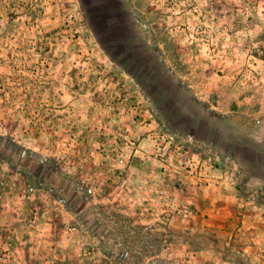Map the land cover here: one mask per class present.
Segmentation results:
<instances>
[{
    "label": "rangeland",
    "instance_id": "374dc122",
    "mask_svg": "<svg viewBox=\"0 0 264 264\" xmlns=\"http://www.w3.org/2000/svg\"><path fill=\"white\" fill-rule=\"evenodd\" d=\"M217 161L264 182V0H0V264H194Z\"/></svg>",
    "mask_w": 264,
    "mask_h": 264
},
{
    "label": "crops",
    "instance_id": "0c3cea01",
    "mask_svg": "<svg viewBox=\"0 0 264 264\" xmlns=\"http://www.w3.org/2000/svg\"><path fill=\"white\" fill-rule=\"evenodd\" d=\"M217 162L208 185L180 174L175 190L186 200L176 209L189 216L174 219L173 230L189 232L184 250L194 264H264V182Z\"/></svg>",
    "mask_w": 264,
    "mask_h": 264
},
{
    "label": "built area",
    "instance_id": "2783aa9c",
    "mask_svg": "<svg viewBox=\"0 0 264 264\" xmlns=\"http://www.w3.org/2000/svg\"><path fill=\"white\" fill-rule=\"evenodd\" d=\"M189 166H190L191 170H193V172L195 174H197L198 176H202L201 167H199V163L198 164L189 165Z\"/></svg>",
    "mask_w": 264,
    "mask_h": 264
}]
</instances>
